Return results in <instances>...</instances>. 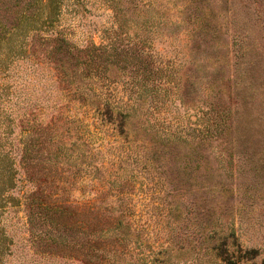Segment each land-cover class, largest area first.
<instances>
[{"label": "rangeland", "instance_id": "obj_1", "mask_svg": "<svg viewBox=\"0 0 264 264\" xmlns=\"http://www.w3.org/2000/svg\"><path fill=\"white\" fill-rule=\"evenodd\" d=\"M120 3L119 42L145 44L170 81L156 77L138 100L129 137L102 126L68 86L92 85L114 101L137 97L129 69L107 80L81 56L114 40ZM182 12L196 22L177 24ZM209 101L238 115V142L187 154L211 149L229 195L209 192L205 168L190 158L181 171L193 175L183 180L174 166H184L185 152L138 128L198 143ZM244 129L262 141L246 149ZM60 177L69 181V210L92 205L80 216L96 233L93 254L70 257L30 239L27 196L35 189L44 198ZM0 264H264V0H0Z\"/></svg>", "mask_w": 264, "mask_h": 264}, {"label": "trees", "instance_id": "obj_2", "mask_svg": "<svg viewBox=\"0 0 264 264\" xmlns=\"http://www.w3.org/2000/svg\"><path fill=\"white\" fill-rule=\"evenodd\" d=\"M184 6H186V3ZM114 10L118 19V27L114 30V40L101 46L96 44L91 45L89 48L82 51L84 52L81 55L82 60L88 62V58H90V61H93L94 65L91 64V67L88 68H97L96 70L99 74L102 76L105 74L107 80L111 81L116 79L112 78L113 74H122L129 69L130 77L138 80L136 83L131 82V90L137 97L134 100L114 101L107 98L104 99L102 97L103 94L98 91L97 87L95 88L92 85L90 87H88V85L83 86L79 84L68 86L72 88L74 91L73 93H81L82 100L80 103L85 104L87 107L90 106L97 109L96 119L102 126L116 130L121 136L126 135L129 137L135 134L134 127H136V125L131 122V117L141 105L138 100L143 99L145 92L153 85L155 87L162 83L170 85V81H162L160 79L159 71H164L166 68L160 65L156 66V64L150 60L151 55L145 44L135 49L129 44L125 45L119 42L123 38L122 35L125 34L124 31L127 23L124 16H126L127 13H125V9L121 6V3L118 6H114ZM197 20L199 21V19ZM181 22L195 23L196 21L195 19L193 20L191 13L185 15L182 12V15L178 16L177 24ZM200 22L211 32L212 26L209 21H204L202 19ZM192 29L193 28L186 29V33H191ZM92 69H90V71H93ZM156 77H158L159 84H157ZM228 78H230V80H228L230 82L232 80L230 75L227 79ZM229 86L231 85L229 84ZM210 88H204V93H206L207 96H211V91H213V88ZM209 102L210 107L206 111V114H208L205 123L206 126L204 127L203 135L198 143H191L183 137L171 136V134L161 133L158 130L153 132V130L146 125H142L143 128L138 126V128L142 133L153 135L158 142L166 143L174 149L181 150L178 151V153L185 152L181 154V162L184 161V166L181 167V164L177 166V162L176 166H174L175 173H177V175H181L182 173L181 177L183 180H189L193 175V170L181 171L182 169L186 170L188 167H191L189 163L190 158L191 163H195V166H203L205 168V178L209 181L207 189L209 192L212 190L222 191L223 189L224 192L229 195L233 194L232 192L234 189L225 184L226 182L222 170L215 166L214 159H212L211 149H208V147L198 149V153L199 151L204 153L195 159L187 154L189 151L196 150V147L208 146L216 143V145H231L233 148L238 142V140L235 139L238 115L233 117L230 109L225 112V109L220 110L218 104L211 103L212 101ZM243 131L246 132V134L242 135L241 133L238 139L246 145V149L253 147L256 141H262L260 137L251 140V129H244ZM157 136L159 138H157ZM194 141L195 140H193V142ZM218 142H220V144H218ZM62 144L64 145L65 143ZM187 147H191V150L187 149ZM147 152L149 151H146V153ZM229 157L226 152L221 154L222 160ZM57 168L59 169V167ZM191 169H193V166ZM145 170L146 172L149 171L148 168H145ZM62 178L60 177L61 180L57 178L51 179L52 183H57V188L47 193L44 198H41L39 190L34 189L28 194L26 209L28 212V222L30 224V239L34 245L36 244V246H40V248L42 246L55 245V247H60V249L68 250L70 257H78L80 252H85V254H87V252L90 251L91 254H93L96 241L94 237L90 238V236L93 234L96 235V233L93 232L91 221L80 216L87 214V212L89 213L92 210V205L86 204V206H84L80 204L79 208L77 207L69 210L73 208L74 205L66 202L67 197L62 196L64 193L63 191L67 189L65 183L69 181L67 182ZM193 181L194 180H191V183ZM121 215H123V213ZM72 216L73 219H68ZM46 225L53 226L54 228L48 229ZM78 232L87 234V240L83 241V238L78 236ZM72 233L75 235H72ZM232 237H235L234 233H232Z\"/></svg>", "mask_w": 264, "mask_h": 264}]
</instances>
